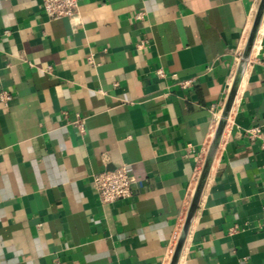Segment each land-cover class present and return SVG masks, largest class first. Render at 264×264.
<instances>
[{"label":"crops","instance_id":"0c3cea01","mask_svg":"<svg viewBox=\"0 0 264 264\" xmlns=\"http://www.w3.org/2000/svg\"><path fill=\"white\" fill-rule=\"evenodd\" d=\"M260 1L0 0V264L171 263ZM255 47L178 264H264ZM121 167L133 196L102 203Z\"/></svg>","mask_w":264,"mask_h":264},{"label":"water","instance_id":"95a60500","mask_svg":"<svg viewBox=\"0 0 264 264\" xmlns=\"http://www.w3.org/2000/svg\"><path fill=\"white\" fill-rule=\"evenodd\" d=\"M263 20H264V0H261L259 3L257 13H256V17L254 19L252 30L250 32L247 43L245 45L244 51L240 57V61L238 64V68H237V71L234 77L232 87L230 89L227 101L222 110L220 121L216 128L215 134L212 138V141H211V144L208 150V154L206 156V159H205L202 171H201V175L198 180V185H197L194 197L192 199L188 214L185 219L184 226L182 228V231H181V234H180V237L176 245V249L174 251L172 261L170 264H178L180 261V258H181V255L184 249V245L186 243L192 223L194 221V217H195L203 190L205 188V185L209 178L213 164L215 162L216 155L219 150L228 120L230 118L236 98L238 96L239 88L243 81L244 75L247 71L255 44L257 42L259 31H260Z\"/></svg>","mask_w":264,"mask_h":264},{"label":"built area","instance_id":"2783aa9c","mask_svg":"<svg viewBox=\"0 0 264 264\" xmlns=\"http://www.w3.org/2000/svg\"><path fill=\"white\" fill-rule=\"evenodd\" d=\"M41 5L49 19H72L78 7V0H42ZM140 18V15L137 16ZM163 76V72H160ZM12 96L8 92L0 93V102L8 103ZM76 127L84 133L85 120L78 117ZM256 133L258 131H255ZM135 179L128 173L127 167H121L114 171H104L94 176L95 188L102 203H113L119 200L130 199L133 196Z\"/></svg>","mask_w":264,"mask_h":264},{"label":"bare ground","instance_id":"6f19581e","mask_svg":"<svg viewBox=\"0 0 264 264\" xmlns=\"http://www.w3.org/2000/svg\"><path fill=\"white\" fill-rule=\"evenodd\" d=\"M260 34H262V33H264V20H263V22H262V25H261V28H260ZM259 34V35H260ZM256 51V47L254 48V52ZM257 52V51H256ZM254 54V53H253ZM245 78H246V73H245V75H244V78H243V81H242V83H241V86H240V88H239V91H238V95H239V93L241 92V89H242V87H243V85H244V83H245Z\"/></svg>","mask_w":264,"mask_h":264}]
</instances>
